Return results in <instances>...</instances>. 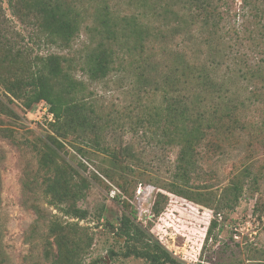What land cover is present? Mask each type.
<instances>
[{
    "label": "rangeland",
    "instance_id": "374dc122",
    "mask_svg": "<svg viewBox=\"0 0 264 264\" xmlns=\"http://www.w3.org/2000/svg\"><path fill=\"white\" fill-rule=\"evenodd\" d=\"M59 1L79 21L68 42L53 32L52 19L34 10V0H16L14 7L1 1L0 264H47L57 253L64 264L65 248L83 246L86 235L91 245L81 264H149L122 255L117 228L129 211L177 264H264V0H209V9L217 6L224 16L217 23L198 17L190 0ZM105 16L107 26L101 24ZM98 42L112 51L113 61L106 76L93 80L84 59ZM56 58L81 80L76 95L94 110L92 117L75 109L74 123L86 117L101 130L85 122L74 130L77 139L71 128H60L57 136L46 101L17 89L27 74L46 72ZM183 105L205 129L186 197L153 182L171 180L179 136L157 143L130 128L147 110L156 108L162 119L168 106ZM83 138L123 151L95 150ZM56 163L65 167L60 187L73 169L90 180L85 197L73 203L86 217L66 212L72 199L52 203L43 193ZM234 185L240 196L230 208ZM158 191L163 196L155 215ZM211 221L216 225L207 232Z\"/></svg>",
    "mask_w": 264,
    "mask_h": 264
},
{
    "label": "trees",
    "instance_id": "16d2710c",
    "mask_svg": "<svg viewBox=\"0 0 264 264\" xmlns=\"http://www.w3.org/2000/svg\"><path fill=\"white\" fill-rule=\"evenodd\" d=\"M1 1L2 0H0V16L2 14ZM14 1L16 0H7L8 4L13 7L16 3ZM34 1V10L38 14L43 15V20L47 17L52 19L54 23L52 28L53 32L58 34V37L62 41L68 42L76 35L79 24L78 18L77 15L72 16L70 14L71 11L66 5L59 0H54L52 3L42 0ZM248 1L249 0H242L245 4L248 3ZM26 3L28 6L32 7L30 2L26 1ZM190 3L197 8L198 12H196V15H199L198 17L210 16L214 18L216 23L219 20L224 19V16L217 10V6L209 9V0H190ZM108 21L109 20L105 16L102 19L101 24L107 26ZM39 26H41V23ZM109 32L110 29L107 28L105 30L106 34L104 37L108 38ZM6 40L10 41L9 39ZM112 54V51L107 49L103 43L98 42L96 49L86 55V59L84 60L86 61L87 72L91 79L95 80L106 76L109 68H111L110 64L113 61ZM53 62H55V65L44 73L39 69L36 72L27 74L26 79L17 86V89H19L24 95L31 93L33 94L34 99H44L46 101L49 106V111L54 117L52 128L57 130L55 131L57 136H59L58 131L60 128L63 127L64 131L71 128L72 139L75 140L78 138L77 134H75L76 131H74L77 130L76 126H82L86 123L93 126L92 129H95V131L99 129L101 130V125H96L97 123H94V120L87 122L86 117L85 121L84 119H81L80 122H77L78 125L74 123V118H71V113L75 109H87L91 113L92 117H94V110L90 105H88V103L85 102V100L78 98L76 95V93L82 89L80 87L81 80L77 79L73 74L64 71L60 67V63L57 58ZM181 100V98L178 99V101ZM172 112L176 113L173 114ZM188 112V107L184 105L181 107L176 106L175 108L168 106L166 115L162 117V119H158L157 116L159 112L156 108H153L151 110H147V116L136 118L134 124L130 123V128H132L133 131L141 128L142 133H147V140L149 141L153 139L156 140L157 143H172L174 142L175 137L179 136V148L174 159V167L170 173L171 180L163 181L155 178L153 182L159 189L183 197L188 196L187 193L189 192V187H191V183H189L191 180V174L196 171V146L199 144L201 138H204L205 136V129L201 121L198 120L196 115L190 117L192 115H188ZM171 116L177 118L176 123L173 122ZM171 125L174 126V129L169 130L168 128H170ZM206 126H210V124L208 123ZM83 139H85L83 142L86 147L91 146L95 150L101 149L111 155L121 153L123 151L122 149L114 151L116 148L111 145H103V147H100L101 143L96 139ZM82 148L83 150H86V153L88 152L87 150H90L84 147H76L78 151H82ZM125 149H129V147L126 146ZM87 158H89V156L86 157V159ZM80 163L83 164L81 161ZM40 165L41 167H44V162L42 160L40 161ZM64 168V166L56 163V166L54 167V176L52 178L47 177L43 180V184L45 185L43 193L51 197L52 203L63 201L65 199H72V203L67 205L66 212L72 216L82 219L87 216V211L80 207L73 206V203H75L77 199L85 197V191L90 186V180L80 174L78 170L73 169L69 171L68 178L62 181L64 184L67 183L68 185L60 187L61 180L59 177L60 173L64 172ZM104 174L107 176L106 173ZM29 184V180L24 181L25 187L28 188ZM240 189L241 188L236 185L233 186L232 197L227 198L228 203L226 206L234 208L238 204ZM161 196H163V193L158 191L152 204L151 210L155 215L159 214L161 211V208L159 207V198ZM125 205H128V203H125ZM35 209L38 212V217H42L39 207H35ZM215 225L216 222L211 221L207 228V232H211ZM117 235L119 238H123L124 240L121 244L123 246V256L140 257L147 260L149 264H177L176 259L171 255L168 249L164 247L158 239L153 238V236L149 234L148 229L143 227L139 222L135 221L134 213L131 211H129V214L126 213L121 216L120 224L117 228ZM90 245L91 237L86 235L83 246H80L78 243L72 245L70 250L65 248L68 257L64 264H81L84 251L88 249ZM64 247H67V245ZM46 253L48 256V249H46ZM114 254V251H110V256ZM58 256L59 253H57L55 258L52 257L51 260L47 259L49 260V263L47 264H58Z\"/></svg>",
    "mask_w": 264,
    "mask_h": 264
},
{
    "label": "water",
    "instance_id": "95a60500",
    "mask_svg": "<svg viewBox=\"0 0 264 264\" xmlns=\"http://www.w3.org/2000/svg\"><path fill=\"white\" fill-rule=\"evenodd\" d=\"M113 231L115 230V229H112ZM123 239V238H122Z\"/></svg>",
    "mask_w": 264,
    "mask_h": 264
}]
</instances>
